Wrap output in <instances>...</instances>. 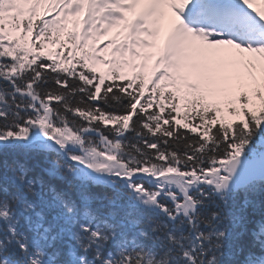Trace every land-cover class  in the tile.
<instances>
[{"label":"snow or ice","instance_id":"6c2138e0","mask_svg":"<svg viewBox=\"0 0 264 264\" xmlns=\"http://www.w3.org/2000/svg\"><path fill=\"white\" fill-rule=\"evenodd\" d=\"M257 2L0 0V264H264Z\"/></svg>","mask_w":264,"mask_h":264},{"label":"rangeland","instance_id":"374dc122","mask_svg":"<svg viewBox=\"0 0 264 264\" xmlns=\"http://www.w3.org/2000/svg\"><path fill=\"white\" fill-rule=\"evenodd\" d=\"M49 50H51V51H53V52H55L56 50H58L57 49V47L56 46H53V45H49ZM105 66H101V68L103 69Z\"/></svg>","mask_w":264,"mask_h":264}]
</instances>
